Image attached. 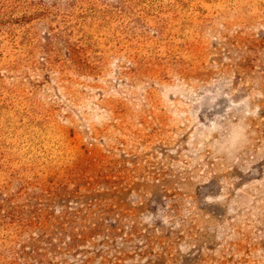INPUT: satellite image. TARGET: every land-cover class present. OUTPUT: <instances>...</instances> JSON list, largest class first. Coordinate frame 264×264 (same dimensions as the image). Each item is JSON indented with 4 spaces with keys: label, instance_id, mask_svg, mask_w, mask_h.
Masks as SVG:
<instances>
[{
    "label": "rangeland",
    "instance_id": "obj_1",
    "mask_svg": "<svg viewBox=\"0 0 264 264\" xmlns=\"http://www.w3.org/2000/svg\"><path fill=\"white\" fill-rule=\"evenodd\" d=\"M0 264H264V0H0Z\"/></svg>",
    "mask_w": 264,
    "mask_h": 264
}]
</instances>
